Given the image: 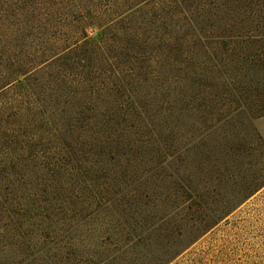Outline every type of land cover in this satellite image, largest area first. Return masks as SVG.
Instances as JSON below:
<instances>
[{
  "label": "rangeland",
  "instance_id": "1",
  "mask_svg": "<svg viewBox=\"0 0 264 264\" xmlns=\"http://www.w3.org/2000/svg\"><path fill=\"white\" fill-rule=\"evenodd\" d=\"M142 1L0 0V44L36 64L52 49L77 39L84 23L98 21L107 27L89 31L102 33V53L115 57L113 69L142 77L150 64L157 73L161 58L174 56L169 51L183 18L176 7L168 8L176 0H148V7ZM128 39L135 41H130L134 50L126 58ZM14 45L19 48L13 50ZM182 48L194 58H207L186 40ZM168 70L152 74L159 100L165 95L173 99L178 91V68ZM53 71L44 70L40 80H49ZM171 79L176 84H169ZM213 89V94L221 92ZM133 93L141 91L136 86ZM36 94L43 97L40 90ZM22 95L24 90L0 95V264H150L147 253H158L167 235L182 232V244L200 228L191 225L196 219L219 215L168 264H264V116L235 117L230 115L234 105L217 99L195 102L182 118L174 100L155 105L148 97L152 104L144 105L143 116L148 117L142 118L147 125L135 122L132 131L137 134L127 140L130 146L115 147L130 130L122 129L123 122H131L120 119L119 126L104 132L113 136V143L101 145L102 131L91 123L80 128L79 116L68 120L61 102L31 106L34 117L44 111L50 121L26 126L12 115L15 105L32 102L28 97L22 101ZM108 149L111 154H100ZM92 188L94 206L89 203L92 194L87 196ZM190 190L198 194L196 202L186 203L167 226L143 235L140 246L134 248L132 241L118 251L135 229L182 203Z\"/></svg>",
  "mask_w": 264,
  "mask_h": 264
},
{
  "label": "trees",
  "instance_id": "2",
  "mask_svg": "<svg viewBox=\"0 0 264 264\" xmlns=\"http://www.w3.org/2000/svg\"><path fill=\"white\" fill-rule=\"evenodd\" d=\"M142 3H145L144 7L150 5L148 0H144ZM174 3L170 2L168 8L171 9L173 5L179 12L178 16L183 18L182 24L177 28L178 38H175L171 46L175 47L171 51L167 50L174 53V56L165 55L161 58V61L157 63L159 68L157 73L152 70L149 64L150 70L146 72L147 75L142 77L125 75L123 72L113 69V64L116 63L111 62V59L115 57L109 59L102 53L106 49V44L103 45L104 42L103 44L100 42L102 33L94 35L89 31L92 28H101V23L98 21L84 23L80 27L77 39L52 49L45 59H40L36 64L27 61L19 52H9V49L6 48L7 44H0V95L24 90L25 95H22V101H27L26 97L29 98L28 101L32 100V102H23L25 105H15L12 115L18 117L20 121H25L26 126L28 123L49 122V117L45 115L44 111L39 113V119L34 117L30 112L31 106L36 104L41 109L50 106V104L56 105L61 102L64 108L61 114L67 116L68 120L69 117L79 116L82 119L80 128L91 123L98 128L96 132L102 131L99 134L101 145L113 143V136L104 135V132L108 133L113 129V126H119L120 119L131 122L132 126L125 125L126 122H123L124 128L122 129L130 130L127 131L126 139L122 140L119 137L116 140L115 147L121 143H124L126 147L130 146V141L127 140L137 134V131H132L136 129L135 122L139 121L142 126L147 125V123H142L144 122L142 118L147 120L148 117L143 116V114L147 115L144 105L152 104L151 101H148V97H153L155 105L160 100L162 104H169L174 100L181 108L178 115L182 118L188 117V113L185 112H191L188 109L190 107L192 109L195 102H212L217 99L222 104L234 105L230 115L235 117L243 116L250 119L263 117L264 0H176ZM105 24L102 25V28L103 26L107 27ZM173 31L174 28L170 30V33ZM179 32L182 35H179ZM132 40L135 41V39H128L129 45ZM185 40L186 44L197 45L198 50L207 58L203 59L201 54L198 55V58H194V55L191 56L189 49L182 48ZM16 47L19 48V45H14L13 50H16ZM133 50L134 45H131L124 56L128 58ZM97 53L102 56H98ZM199 60L202 61L199 63ZM133 62L136 64V61L132 60L131 63ZM52 67L54 71L49 74V80H40L42 78L40 74L46 69L49 71ZM166 68L169 69L168 74L171 72L170 69L178 68L176 72L180 79L174 89H178V91L175 92L173 99L165 95V98L159 100L155 98L158 85L153 84L152 74L157 77L161 69ZM37 78L38 80H36ZM170 81L169 84H176V80L171 79ZM203 81L209 83L204 84ZM167 85H163L165 91H168ZM136 86L139 88V92L141 91L139 95L133 93V88ZM36 87H38L36 90L42 91L43 97L36 94ZM159 88L162 89V86ZM213 88H219L221 92L213 94ZM47 90L51 93H47ZM120 92L121 94H118ZM201 104L204 102L198 103L199 106ZM83 132H88V130L83 129ZM64 133L67 135V127L64 129ZM94 141L97 147L99 140L94 138ZM111 153V149L100 152L101 155ZM84 171L82 168L79 170L77 168V172L82 176L86 175ZM84 180L90 181L86 177ZM90 184L87 183L88 186ZM93 190L94 188L87 196L92 194L89 203L91 202V205L94 206L96 194L92 193ZM198 197L194 190L185 193L182 203H178V205L174 203L175 205L168 207L161 216L156 219L152 218L148 225H143L141 230L137 229L136 231L135 229L136 234L133 233V238L126 240L128 243L120 245L118 251L122 249V246H127L132 241L131 246L134 248L140 246V242L143 243V235H152L160 230V224L161 227L167 226L169 219L175 213L177 214L180 208H185L186 203L196 202ZM110 201L107 199L106 204ZM87 209L90 207L87 206ZM162 210H164L163 207ZM147 219L146 217L145 222L148 221ZM220 219L221 215L214 219H196L191 225L196 226L197 223L200 228L196 229V233H193L190 239L180 244L179 238L182 236V232H179L176 237L171 234L167 235L164 245L158 253H147L146 258H149L150 264L170 263L183 249L197 239L199 233L207 231L211 224Z\"/></svg>",
  "mask_w": 264,
  "mask_h": 264
}]
</instances>
